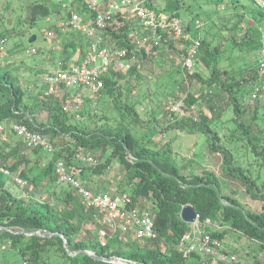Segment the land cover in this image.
I'll list each match as a JSON object with an SVG mask.
<instances>
[{
  "label": "trees",
  "instance_id": "trees-1",
  "mask_svg": "<svg viewBox=\"0 0 264 264\" xmlns=\"http://www.w3.org/2000/svg\"><path fill=\"white\" fill-rule=\"evenodd\" d=\"M164 1L166 3L162 10L155 4L149 6L158 13L170 12L179 16L178 8L183 5L184 0ZM231 1L236 5L239 0ZM243 9L234 13L237 21L234 27H229L230 37L225 36V40H219L213 45L212 40L201 37L195 65L204 63L210 69L209 75H203L199 70H194V67L186 69L181 65L184 78L195 79L205 87L197 96L186 89V80L179 82V91L182 93L183 88L186 93L180 96V109L172 111V120L168 122L167 128L205 134L210 141L208 147L222 155L224 175L235 177L246 187L252 198L263 201L260 211L246 208L235 197L239 193L238 189H231V193L224 192L223 184H227V181L216 171L204 169L200 173L181 172L170 147H152V139L138 138L122 121L115 126L107 122L93 127L82 125L80 118L75 117L78 110L64 109V98L53 94L44 95L43 88H39L38 94H33L32 90L36 86L23 89L9 68H4L0 70V120L25 123L31 130L49 136L50 141L56 145H52L53 150L48 153L41 145L28 148L19 138L0 149V166H6L12 175L28 181L27 185L17 189V184L11 177L0 171V251L11 252L12 258L22 259V264H116L105 260L115 257H121L129 264H210L212 257L196 252L185 254L179 248L183 236L193 226V223H187L181 218L180 211L183 205L191 204L199 215L197 222L213 237L222 242L228 233L237 232L250 238L258 252L264 255V181L259 184L261 175H253L249 167L243 166L242 160L236 161L232 147L223 144L222 134L210 125L212 121L220 119L226 108L232 107L233 115L228 120H234L235 125L231 128L233 134H242L247 139V143H244L247 150L263 159L259 163L247 156L244 157V162L249 159L250 166L256 164L259 168L264 167V136L254 135L252 124L246 123L241 117L245 107L251 102L255 113L253 119L257 117L258 110L264 108V90L261 89L264 81L259 62L264 10L253 0L249 5H244ZM29 11L32 22H36L40 17L49 16L52 9L45 4L35 3L29 7ZM247 15H250L251 23L247 21ZM135 25L131 21H125L109 29L105 35L106 42L112 49H130ZM186 28H191L190 22ZM235 28L244 30L241 37L234 35ZM78 35L79 43L73 38L63 47L61 56L66 60L72 57L75 49L87 44L85 36L80 33ZM229 38L232 40V51L236 50L243 57L252 54L255 56L254 60L243 61L238 67L220 66L219 56L223 54V44ZM162 47L167 48L171 54L185 51L184 48L178 50L172 39L163 43ZM131 51H128L126 61L133 56L138 60H134L124 71L106 74L105 85L98 92V98L101 94H109L117 107V88L121 81L125 79L129 82L132 77L140 78L138 65L152 56L145 51L135 55ZM38 71L44 72L45 69L40 68ZM256 85L260 90L252 98ZM218 95L223 97L222 109L214 103ZM30 96L34 97L28 101ZM89 100V97H85L86 102ZM199 102L205 106L198 108L197 119L191 112ZM120 107L121 120L132 115L135 125L145 122L135 110L134 104H121ZM41 111L47 112L44 121L36 117ZM160 130L163 131L164 127ZM155 134L152 132V136ZM27 149L30 151L27 152ZM43 153H48L47 160L42 158ZM96 153H99L100 159H96L95 164L85 162L80 157ZM59 159L80 169L77 177L81 180L84 175H101L108 166L110 168L113 160H118L125 171L116 192H128L133 204L139 206L140 201L150 197L156 236L141 241L132 229L120 226L115 230L107 229L109 234L102 239L99 229L106 227L105 222L95 209L87 207L81 201L70 184L59 181L55 172V163ZM85 184L90 188L89 182ZM207 219L217 225L214 228L204 226ZM91 225H95L97 229L94 233L88 227ZM222 250L229 253L224 248ZM235 257L237 259L236 255ZM254 257L253 264H263L255 254ZM235 262L236 260L232 264Z\"/></svg>",
  "mask_w": 264,
  "mask_h": 264
},
{
  "label": "rangeland",
  "instance_id": "rangeland-1",
  "mask_svg": "<svg viewBox=\"0 0 264 264\" xmlns=\"http://www.w3.org/2000/svg\"><path fill=\"white\" fill-rule=\"evenodd\" d=\"M35 3L45 4L52 11L48 17H40L36 22H32L29 7ZM165 3L166 1L159 0L155 6L162 10ZM250 3L251 0H239L236 5L231 0H184L183 5L178 8V12L185 22H190L192 33H196L198 24L202 23L199 29L200 36L202 38L206 37L207 40H212L213 45L219 40H225V36L230 37L229 27H234L237 21L234 13L244 10L243 6ZM81 4L80 0H0V70L9 68L11 73L21 83L23 89L28 86H36L32 92L33 94H38L39 88L41 89L45 86L43 80L44 73L38 71V69L44 68L46 71L52 67L54 61L63 53L61 52L64 47L63 43L65 44L67 39H72L70 37L75 33L67 30L68 28L62 29L60 27L67 20L65 12L68 7H72L84 16L85 11H82ZM63 18L66 19L63 20ZM247 21L252 22L250 15H247ZM261 26L264 31V21L261 23ZM235 29L234 35L241 37L244 30L242 31L240 28ZM140 31V28L137 27L132 33H139ZM32 36H35V39L33 42H30L29 40ZM78 38L79 35L76 32L74 39L78 40ZM231 48L232 40L229 38L223 44V54L219 56L220 66L238 67L239 63L243 61L251 62L255 58L252 54L246 57L238 55V52L236 50L232 51ZM168 51L165 47H159L156 54H152V56L142 60L140 65H138L140 78L132 77L129 82H126L125 79L121 81L120 86L117 88L118 107L113 98L109 94L104 93L97 98V106H93L90 100L89 102L84 101L78 112H76L75 117L77 119L80 118L82 125H88L89 127L106 122L115 126L122 121L126 127H130V131L138 138L142 140L152 139V147H161L163 145H165V148L170 147L173 150L174 158L178 162L181 172L189 173L193 171L200 173L204 169H212L227 181V184L226 182L223 184L224 192L231 193V189H238L239 193L235 197L246 208L252 211H260L263 201L252 198L247 192L246 187L238 179L224 175L222 171V155L212 151L208 147L210 141L205 134L186 130L181 131L177 128H167L168 122L172 120V111L180 109V96L186 93V90L183 88L181 89L182 93L179 91V82L182 79L186 80V89L197 96L205 87L202 82L184 78L185 74L182 70L181 59L171 58V52ZM173 54L175 55L176 53ZM134 60L138 59L131 60L130 64ZM194 70H199L203 75L210 74V69L204 63H197L194 66ZM77 90V88L70 89L72 92ZM85 96L91 97V95L88 96L86 91ZM32 98L30 96L28 101L32 100ZM214 103L215 105H220L219 109H222V95L216 96ZM121 104H134L135 110L145 122L142 124L139 122L135 125L132 115H128L124 120H121ZM201 106L205 105L199 102V105H195L191 112L192 116L197 119L199 116L198 108H201ZM253 107L252 102L247 104L241 115L242 120L248 124H252L254 135L264 136V108L258 110L257 117L253 119L255 114ZM92 110H96V113ZM217 111L219 112V110ZM207 112L211 114L209 110ZM46 115V111H41L36 117L38 120L44 121L46 120ZM232 115V107L226 108L220 119L212 121L210 125L217 128V131L222 134L220 136L223 144L232 147V151L237 157L235 158L237 162L242 160L243 166L245 168L249 167L253 175H261L258 181L261 184L264 181V167L259 168L256 164L250 166L248 163L249 159L248 161L245 160V162L244 159L250 156L259 163H262L263 159L255 157L251 151L247 150L246 145H244V143H247V139L242 134L237 132L233 134V129L231 128L235 125L234 120H228ZM0 125L5 127L4 131H0L1 149L7 146V140H5V137H7L6 133L8 131L13 133V124L9 120H0ZM163 127L164 130L161 131L160 129ZM152 132L156 134L152 136ZM45 137L51 146L56 145L50 141L49 136L46 135ZM233 137L234 139H232ZM28 151L30 150L27 149ZM92 156L95 159H100L99 153ZM106 169L102 174L100 173L101 176L94 175V178L99 180V182L110 183V188L114 190V188L119 186L123 178L124 167L118 160H113L110 168ZM15 188L20 189L21 185H15ZM215 225L217 224L213 222L211 228H214ZM88 227L93 233L97 231L95 225ZM222 243V249L224 248V250H228L229 253L231 252L237 256L234 264H253L254 254L264 264V255L258 252L255 243L250 238L241 236L237 232H230L224 237ZM12 256L11 252L6 251V253H3L0 251V263L22 264V259H15Z\"/></svg>",
  "mask_w": 264,
  "mask_h": 264
},
{
  "label": "built area",
  "instance_id": "built-area-1",
  "mask_svg": "<svg viewBox=\"0 0 264 264\" xmlns=\"http://www.w3.org/2000/svg\"><path fill=\"white\" fill-rule=\"evenodd\" d=\"M83 16L72 7L70 16L62 29L75 31L85 36L87 40L86 51L79 49L69 59L63 56L58 57L53 66L44 71V95H56L65 99V110H79L85 101V91L91 95L90 102L97 106L98 92L104 87V76L111 71H124L129 68L131 60L127 59L128 51L132 54H156L163 43L172 39L178 46L184 48L183 53L170 54L171 58H177L186 69L195 65V58L201 47V36L199 29L202 23L197 26L196 33L191 28L187 30L185 22L180 16L170 12L158 13L149 4H156L159 0H80ZM264 10V0H253ZM125 21L135 23L140 28L139 33H132L131 48L112 49L106 42V32L114 27L123 24ZM3 41V40H2ZM261 59L260 70L262 81H264V31L261 35ZM180 57V58H179ZM257 86V85H256ZM71 88H77L75 92ZM264 90V84L261 86ZM260 87H256L252 98L257 96ZM12 129L16 132L28 148L41 145L46 151L53 150L46 137L35 130H31L27 124L12 122ZM5 127L0 125V131ZM83 161L96 163L91 155L80 156ZM132 159V156L129 154ZM109 167V166H108ZM107 167V168H108ZM80 169L67 165L66 161L59 159L55 163V172L59 181L67 182L76 191L81 201L87 206L96 210L98 216L105 222V228L99 229V236L105 239L108 230H115L117 227L132 229L136 237L141 241L154 238L155 230L154 217L150 209L151 199L145 197L140 201V206L133 204L131 195L128 192H95L86 186L85 182L77 177ZM0 171L10 176L12 181L21 186L28 184L25 178L12 175L6 166H0ZM143 204V205H141ZM199 215L197 216L198 219ZM196 221L192 229L187 232L179 244V248L185 253H200L206 257H212L210 264H232L236 260L234 254L222 251V242L213 237L203 229ZM204 226H213V222L207 219Z\"/></svg>",
  "mask_w": 264,
  "mask_h": 264
},
{
  "label": "crops",
  "instance_id": "crops-1",
  "mask_svg": "<svg viewBox=\"0 0 264 264\" xmlns=\"http://www.w3.org/2000/svg\"><path fill=\"white\" fill-rule=\"evenodd\" d=\"M64 7H67V6H64ZM66 13V15H67V19L69 18V16H70V10H68L67 9V11L65 12ZM48 17V16H47ZM60 17H61V15H60ZM59 17V18H60ZM48 20H50L49 18H47ZM64 19H66V18H63V20ZM57 26V25H56ZM73 32H75V31H73ZM76 33V32H75ZM75 33L70 37V38H74L75 37ZM72 39H67L66 41H70V40H72ZM65 42V41H64ZM76 43H79V41L78 40H76ZM63 45H65L64 43H63ZM87 46V44L85 45H83L82 47H78L77 49H75V52H74V54L77 52V50L79 49L81 52L83 51H86V47ZM61 48V47H60ZM63 49V48H62ZM61 52H63V51H61ZM171 54V53H170ZM129 65H131V64H129ZM32 87V86H31ZM43 89H44V87H43ZM12 131H13V133L15 134H13L11 131H8L6 134H7V137H5V140H7V143H13L15 140H17V139H19L20 137H18L17 135H16V133H15V131L12 129ZM218 153V152H217ZM219 154V153H218ZM32 158H34V156H32ZM42 158L44 159V160H47L48 158H49V155H48V153H43V156H42ZM79 173H80V170H79ZM90 173V172H89ZM94 175H97V176H101V175H98V174H91L90 176H83L84 178L82 179L84 182H89L90 183V189L91 190H93V191H95V192H110V191H112L113 190V188H110L111 186L109 185L110 183H103L102 181L101 182H99V180H96L95 178H94ZM82 176V174H80V177ZM110 188V189H109ZM114 190H116V188H114Z\"/></svg>",
  "mask_w": 264,
  "mask_h": 264
},
{
  "label": "water",
  "instance_id": "water-1",
  "mask_svg": "<svg viewBox=\"0 0 264 264\" xmlns=\"http://www.w3.org/2000/svg\"><path fill=\"white\" fill-rule=\"evenodd\" d=\"M35 39V36H32L30 38V42H33ZM180 216L181 218L187 222V223H194L197 219L198 213L196 209L193 207L191 204H185L183 205L181 211H180ZM93 255L95 258H98L97 256ZM119 259H122L121 257H115V258H105V260H108L110 262L116 263V264H129L127 261L126 262H121ZM123 260V259H122ZM125 261V260H124Z\"/></svg>",
  "mask_w": 264,
  "mask_h": 264
},
{
  "label": "bare ground",
  "instance_id": "bare-ground-1",
  "mask_svg": "<svg viewBox=\"0 0 264 264\" xmlns=\"http://www.w3.org/2000/svg\"><path fill=\"white\" fill-rule=\"evenodd\" d=\"M119 261H121V262H122V261H123V262H125V261H124V260H122V259H119Z\"/></svg>",
  "mask_w": 264,
  "mask_h": 264
}]
</instances>
